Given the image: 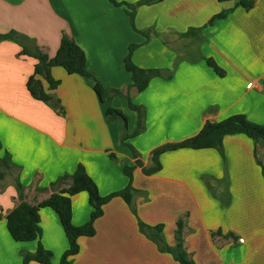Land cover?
<instances>
[{
    "label": "crops",
    "instance_id": "1",
    "mask_svg": "<svg viewBox=\"0 0 264 264\" xmlns=\"http://www.w3.org/2000/svg\"><path fill=\"white\" fill-rule=\"evenodd\" d=\"M143 1L117 0L116 6L109 0H0V34L17 31L32 39L24 41L28 49L39 47L52 58L66 33L110 91L102 102L91 79L53 68L61 82L53 92L64 107L61 114L27 88L37 60L16 41L0 40V159L7 152L13 163L0 169V264H23V253H35L38 246L15 241L7 228L6 215L20 203L17 181L25 200L37 204L61 188L53 183L82 164L105 196L127 186L124 165L134 166L139 159L150 167L155 148L196 135L206 122L244 115L264 125V0H255L249 11L235 1ZM128 6L135 8L137 30ZM225 11V19L209 24ZM191 29H201L200 39L183 36ZM148 30L149 39L141 33ZM132 45L138 46L132 56L137 66L162 71L143 92L132 87V75L124 69ZM209 58L224 77L207 65ZM127 95L144 111V130L128 140L137 158L122 145L123 122L106 117L109 108L119 109L128 119L129 134L137 131L139 114L130 109ZM224 150L228 206L221 200L226 186L215 180L225 174L220 153L179 149L162 154V168L153 175L135 168L133 186L148 194V200L135 197V208L146 224L164 225L170 246L183 218L184 247L196 264H264V175L255 144L244 134L228 135ZM258 156L264 167V145ZM72 205L73 224L87 223L92 212L87 193L74 196ZM40 219L41 242L58 264L68 248L59 217L44 208ZM95 228V236L79 238L74 264H180L139 231L122 198L104 206Z\"/></svg>",
    "mask_w": 264,
    "mask_h": 264
},
{
    "label": "trees",
    "instance_id": "2",
    "mask_svg": "<svg viewBox=\"0 0 264 264\" xmlns=\"http://www.w3.org/2000/svg\"><path fill=\"white\" fill-rule=\"evenodd\" d=\"M116 6L120 3L117 0H109ZM163 0H145L141 4H152ZM235 1L238 7H242L249 11L254 7L255 0H220ZM131 12H129V18L131 24L135 30V14L132 6H128ZM228 11L222 12L214 16L209 24H214L218 20L225 19L228 16ZM201 29H191L184 33L183 36L196 35L200 39ZM147 39H149L151 30L141 32ZM0 40H12L16 41L23 47V53L34 57L37 60L33 74L27 81V88L30 94L39 100H42L59 113L64 114L65 110L61 104V101L57 99L53 92L60 86V80L54 78L52 74L53 68L60 67L65 70L68 75H79L91 79L94 82V90L98 94L102 102H106L109 99L110 91L105 89L101 82L97 79L95 73L89 68L85 51L66 33L62 35L60 46L54 57H49L46 53L41 51L39 47H34L30 50L25 45L24 41H32L27 36L17 32L11 31L7 34H0ZM137 45L130 46L129 54L124 61V69H126L132 75V87L136 88L138 92L146 90L152 79L162 76V71L159 69H145L137 66L132 59L133 53L137 48ZM207 65L214 70V72L224 77L225 72L213 59H205ZM168 75L167 78H170ZM115 94H122V92L116 90ZM129 100V107L131 110L139 114V126L134 134L128 132V119L125 114L115 108H109L106 112V117L109 121L121 120L124 125V133L122 137V145L131 149L134 156L137 158L138 154L135 148L128 143V140L144 130V111L141 107L132 103L131 98L127 95ZM244 134L253 140L255 144V157L259 165L262 167L264 175V167L259 160L258 148L260 145H264V125H260L250 121L244 115H233L222 121L218 122H206L202 129L194 136L189 137L183 141L176 143H166L155 148L151 153L152 165L150 167H144V164L139 159L136 160L134 166L124 165L123 172L128 178V184L126 187L119 191H115L108 195H101L98 185L89 175L86 167L79 164L76 170L71 175H64L60 177L51 186H61L58 191H54L47 199L37 203L30 204L25 200L24 186L19 181L16 183V190L20 203L6 215V223L8 231L11 237L17 242H34L38 243L35 253H23V264H30L31 262H37L40 264H54L52 262L53 254L50 250L46 249L41 242L42 228L40 226V212L44 208H50L54 210L60 220V224L64 230L66 238L68 240V248L64 252L60 262L58 264H74V257L80 252L79 238L81 237H93L96 235L95 222L104 215V206L108 204L112 199L119 197L122 198L129 206L132 213L136 216L139 231L146 236L149 240L154 242L159 251L163 253H169L180 264H196L191 258L190 254L184 247V227L185 221L180 218L177 221V229L175 232L176 244L170 246L164 237V225H149L143 222L137 213L134 205V199L136 196H143L145 200H148L147 192L137 190L133 186V173L136 167H142L143 172L146 175H153L159 172L162 168L160 157L162 154L170 151H176L179 149H216L224 162L225 174L223 179H215L219 184H224L226 187L223 191V197L221 200L228 206L231 202V194L229 191V175L227 172V160L224 150V138L228 135ZM115 159L114 155L110 156ZM0 165L6 169H10L12 161L9 153L6 152L5 156L0 159ZM0 176L3 174L0 173ZM87 193L89 204L92 207L90 219L87 223L81 226L73 224V205L72 199L74 196L80 193ZM215 195V192L213 193ZM2 215H0V219ZM218 233H220L218 231ZM215 235V234H214Z\"/></svg>",
    "mask_w": 264,
    "mask_h": 264
},
{
    "label": "built area",
    "instance_id": "3",
    "mask_svg": "<svg viewBox=\"0 0 264 264\" xmlns=\"http://www.w3.org/2000/svg\"><path fill=\"white\" fill-rule=\"evenodd\" d=\"M252 86H253V83H249L247 87L250 88ZM241 242H243V241L241 240Z\"/></svg>",
    "mask_w": 264,
    "mask_h": 264
},
{
    "label": "rangeland",
    "instance_id": "4",
    "mask_svg": "<svg viewBox=\"0 0 264 264\" xmlns=\"http://www.w3.org/2000/svg\"><path fill=\"white\" fill-rule=\"evenodd\" d=\"M0 169H3V168L1 167V165H0Z\"/></svg>",
    "mask_w": 264,
    "mask_h": 264
}]
</instances>
